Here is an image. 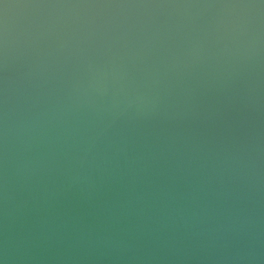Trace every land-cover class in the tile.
I'll return each instance as SVG.
<instances>
[{
  "label": "water",
  "instance_id": "obj_1",
  "mask_svg": "<svg viewBox=\"0 0 264 264\" xmlns=\"http://www.w3.org/2000/svg\"><path fill=\"white\" fill-rule=\"evenodd\" d=\"M0 264H264V0H0Z\"/></svg>",
  "mask_w": 264,
  "mask_h": 264
}]
</instances>
